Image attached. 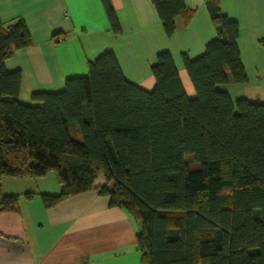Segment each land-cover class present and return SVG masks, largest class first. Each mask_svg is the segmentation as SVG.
<instances>
[{"label":"trees","instance_id":"16d2710c","mask_svg":"<svg viewBox=\"0 0 264 264\" xmlns=\"http://www.w3.org/2000/svg\"><path fill=\"white\" fill-rule=\"evenodd\" d=\"M101 1L118 34L108 0ZM150 1L168 37L176 17L192 15L184 0ZM204 4L216 37L202 55H182L192 99L169 52L156 55L146 91L124 78L108 51L88 63L86 76L67 79L57 93H33L40 105H24L20 72L4 62L30 37L22 22L0 21L2 223L21 220L18 196L2 194L3 177L54 172L60 192L40 194L45 208L92 190L100 178L98 194L139 223L142 264H264V105L218 88L246 82L238 25L218 0Z\"/></svg>","mask_w":264,"mask_h":264},{"label":"crops","instance_id":"0c3cea01","mask_svg":"<svg viewBox=\"0 0 264 264\" xmlns=\"http://www.w3.org/2000/svg\"><path fill=\"white\" fill-rule=\"evenodd\" d=\"M204 2L184 0L192 15L187 22L176 17L174 34L168 37L150 0H108L118 34L101 0H0V21L22 22L30 37V45L14 51L4 67L20 72L19 102L40 105L32 102L33 93L62 91L67 79L86 76L88 63L108 51L128 82L151 91L150 67L158 53L167 51L192 99L182 55H202L216 37ZM218 2L221 13L238 25L237 46L246 74L245 83L218 88L232 100L264 105V0ZM46 176L1 179L2 194L18 196L21 220L4 224L0 217V264H142L136 243L139 223L123 209L110 207L108 196L98 194L104 184L100 178L92 190L45 208L40 194L60 192L59 184L55 188Z\"/></svg>","mask_w":264,"mask_h":264},{"label":"rangeland","instance_id":"374dc122","mask_svg":"<svg viewBox=\"0 0 264 264\" xmlns=\"http://www.w3.org/2000/svg\"><path fill=\"white\" fill-rule=\"evenodd\" d=\"M46 177H47V178H45L46 181L51 182L52 185H53L55 188L58 186V185H57L58 183H57L56 176H55L54 172H49V173L47 174ZM56 190H57V189H56ZM56 192H58V191H54V194H53V195L57 194Z\"/></svg>","mask_w":264,"mask_h":264},{"label":"built area","instance_id":"2783aa9c","mask_svg":"<svg viewBox=\"0 0 264 264\" xmlns=\"http://www.w3.org/2000/svg\"><path fill=\"white\" fill-rule=\"evenodd\" d=\"M57 40L60 41L61 39L59 37H57Z\"/></svg>","mask_w":264,"mask_h":264}]
</instances>
